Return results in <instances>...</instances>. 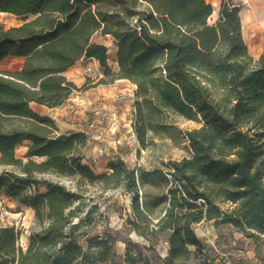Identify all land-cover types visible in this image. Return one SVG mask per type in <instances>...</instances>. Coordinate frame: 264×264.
<instances>
[{
  "label": "trees",
  "instance_id": "16d2710c",
  "mask_svg": "<svg viewBox=\"0 0 264 264\" xmlns=\"http://www.w3.org/2000/svg\"><path fill=\"white\" fill-rule=\"evenodd\" d=\"M243 6L221 0H0V12L35 16L19 26L0 25V62L25 59L20 71H0V195L34 209L40 225L29 245L21 231L0 228V264H96L113 252L110 235L93 233L100 202L93 190L134 193L132 208L141 229L168 233L169 258H187L203 247L195 225H233L259 246L264 236V54L251 55L243 34ZM111 36L118 71L108 65V47L94 42ZM96 59L104 77L96 85L129 80L137 86L141 120L137 137L146 147L145 106L179 113L200 127L186 132L192 156L151 172L170 187L156 197L164 214L153 223L149 201L140 204L144 174L119 159L112 173L97 176L83 164L86 132L60 133L56 122L35 112L50 109L79 91L66 72ZM29 142L24 156L17 148ZM35 158H41L38 162ZM48 176L67 178V186ZM46 186V193L22 195ZM157 228V230L155 229ZM146 229V230H147ZM261 257V248H258ZM211 264H218L210 256Z\"/></svg>",
  "mask_w": 264,
  "mask_h": 264
},
{
  "label": "rangeland",
  "instance_id": "374dc122",
  "mask_svg": "<svg viewBox=\"0 0 264 264\" xmlns=\"http://www.w3.org/2000/svg\"><path fill=\"white\" fill-rule=\"evenodd\" d=\"M214 8L209 22L214 25L219 20L221 0L208 1ZM35 16L17 17L12 14L0 12V25L6 27L19 26L26 20H33ZM243 34L251 55L256 59L264 54V25L254 26L249 20H245ZM97 34L94 42L108 45L111 59L114 39ZM25 59L8 57L0 62V71H20ZM114 71H118V61H110ZM132 103L129 110L123 107H115L113 113L101 117L104 130L96 132L91 125L96 117L91 108H86L82 95H76L71 100L70 113L76 123L73 128L76 131H85L89 137L88 144L82 149L83 164L88 166L97 176L112 173L111 165L119 159L124 160L128 166L136 170L137 176L144 174L145 183L139 186L140 204L149 201L154 208L152 211L153 223L156 224L159 216L164 214V205L156 204V197L160 194H168V184L151 175L157 168L167 172L170 161H179L192 156L186 132L200 127V123L185 116L167 110L157 109L153 105L145 106V123L147 125L146 147H142L138 137L137 128H140L141 120L137 114L136 103L142 102L135 94L128 97ZM116 101H122L121 96ZM85 106V107H84ZM123 117V118H122ZM118 123L115 132H111L112 125ZM123 120H120V119ZM61 132V131H60ZM64 132L66 134L73 133ZM63 133V132H61ZM30 143L25 142L17 148V155L24 158ZM40 162L43 159L35 158ZM48 179L60 181L67 186L74 185L70 179L48 176ZM46 193V186L42 185L37 190L26 188L22 195ZM99 200L101 210L93 233L110 235L113 238V252L108 260L96 264H211L210 256L217 260L218 264H264V236L258 246L247 234L241 232L233 225H216L214 222H202L195 225V231L203 243V247L191 246V254L187 258L170 259L168 242L169 234L153 232L150 229H141L145 235L137 232L131 221L136 220L132 208L134 193L122 188L111 191L93 190ZM14 226L21 231L19 245L25 250L29 245L31 232L38 230L40 225L35 218V211L19 203L15 198L5 194L0 195V228ZM147 229V230H146ZM157 230V228H155ZM258 248H261L259 257Z\"/></svg>",
  "mask_w": 264,
  "mask_h": 264
},
{
  "label": "crops",
  "instance_id": "0c3cea01",
  "mask_svg": "<svg viewBox=\"0 0 264 264\" xmlns=\"http://www.w3.org/2000/svg\"><path fill=\"white\" fill-rule=\"evenodd\" d=\"M209 1H213V3L216 2V0ZM233 2L243 6L240 13L243 25L245 20H249L254 26L261 27L264 25V0H233ZM106 37H109L108 41L112 42L111 36ZM98 44L106 45L104 43ZM106 46L108 47V45ZM112 56L118 59V47L115 44L113 45ZM110 61L111 53L108 47V65L112 67ZM66 76L79 88L84 87L88 81H92L87 84L90 88L76 92L66 104L58 108L50 109L44 105L31 103V107L35 112L53 119L63 134H66L64 132L71 131L78 132L73 128V124L76 123L77 120L74 119L73 114L69 111L71 107L70 102L77 94L82 95L84 99L83 103L86 108H91L92 112L96 113L94 116L96 120L91 127L95 128L97 133L104 130L101 117H104L105 114L113 113L116 110V106L123 107L124 110H129L131 108L132 103L128 97L135 94L137 86L125 79L117 80L113 84L96 85V83L104 77V69L94 58L80 60L66 72ZM117 96H121L122 101L117 102ZM122 118L120 120H123ZM105 120L106 118L104 121ZM106 121H108L106 126L112 125L111 132H115L119 124L110 123L109 118Z\"/></svg>",
  "mask_w": 264,
  "mask_h": 264
},
{
  "label": "bare ground",
  "instance_id": "6f19581e",
  "mask_svg": "<svg viewBox=\"0 0 264 264\" xmlns=\"http://www.w3.org/2000/svg\"><path fill=\"white\" fill-rule=\"evenodd\" d=\"M208 1H209V0H208ZM215 3H216V2H214L213 4H215ZM111 61L117 63L118 59H117L115 56H113L112 59H111Z\"/></svg>",
  "mask_w": 264,
  "mask_h": 264
}]
</instances>
